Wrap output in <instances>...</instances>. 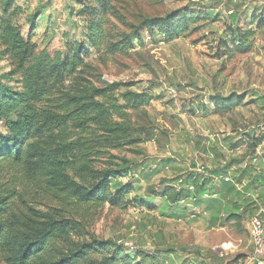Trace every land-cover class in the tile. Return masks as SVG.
<instances>
[{
  "label": "trees",
  "instance_id": "trees-1",
  "mask_svg": "<svg viewBox=\"0 0 264 264\" xmlns=\"http://www.w3.org/2000/svg\"><path fill=\"white\" fill-rule=\"evenodd\" d=\"M75 1L82 5L79 14L87 22V38L69 42L65 53L52 55L38 49L32 39L36 13L29 19L32 31L25 36L15 23L22 7L17 0H0V43L12 62L10 71L0 73V124L4 127L0 129V254L5 263L161 264V253L141 248L131 252L89 231L90 215L106 204L155 209L161 200L168 203L170 217L184 219L192 201L211 212L213 226H223L244 213L255 215L264 205V166L254 165L253 158L264 135L244 133L232 145L242 153L229 160L216 152L218 146L211 140L209 147L198 142L199 150L225 162L205 165L204 172L193 163L195 169L148 184L146 195H141L142 181L161 169L149 168L146 162L137 167L112 152L143 141L138 135L140 125L132 122L127 110L138 111L156 95L127 90L120 99L116 92L132 83L97 86L85 75L91 47L128 52L135 38L145 41L144 32L154 41L159 36L173 41L202 29L204 20L223 19L221 11H207L214 7L213 0H203V7L190 0L165 15H144L116 41L109 39L106 30L108 16L123 19L115 0ZM251 1H218L228 12L225 36L219 40L221 56L247 54L254 48L256 31L264 26V6L255 4L249 13L243 8ZM243 102L244 95L236 92L210 94L217 113L232 112ZM148 138L156 139L153 133ZM246 157L249 162L241 166ZM103 159L107 164L99 163ZM174 161L167 159L164 165L173 166ZM4 173H12L11 179L3 181ZM227 175L231 181L218 178Z\"/></svg>",
  "mask_w": 264,
  "mask_h": 264
},
{
  "label": "rangeland",
  "instance_id": "rangeland-1",
  "mask_svg": "<svg viewBox=\"0 0 264 264\" xmlns=\"http://www.w3.org/2000/svg\"><path fill=\"white\" fill-rule=\"evenodd\" d=\"M189 1L115 0L123 19L108 16L109 39L116 41L124 31H132L130 25H138L144 15H165L188 5ZM193 1L198 3L195 6L203 7V0ZM218 1L213 0L214 7H207V11H221L225 17L204 20L202 29L187 36L161 42L135 38V46L128 52L114 53L104 47H91L85 75L95 85L113 81L132 83L131 87L122 86L116 92L120 99L127 90L156 95L149 105L138 111L127 110L132 122L140 125L138 135L143 141L112 152L135 162L137 167L143 162L156 167L161 165V159L175 160L172 168L162 167L158 175L142 181V189L138 191L141 195H146L148 184L159 183L164 177H176L181 173L179 169H188L194 161L198 167L208 166L211 157L198 149V142L209 147L211 136L226 134V139L231 137L228 148H232V138L248 132H264V26L256 31L251 52L221 56L219 40L221 35L225 36L228 12ZM17 4L23 11L15 23L21 26L25 36L32 31L30 17L37 15L32 39L38 49H47L52 55L65 53L69 42L87 38V22L79 14L82 5L75 0H17ZM255 4L264 6V0H252L243 9L247 8L250 13ZM145 35L146 32L144 38ZM3 50L0 43V73L10 71L12 63ZM18 78L16 75L12 83H17ZM215 92L242 94L244 102L232 112L217 113L210 103V94ZM0 129H4L2 124ZM151 133L156 139L148 138ZM216 152H221L219 147ZM221 159H216L215 164ZM107 161L103 159L99 163L107 164ZM247 162L248 157L241 166ZM11 174L4 173L3 181L11 179ZM158 201L155 209L139 205L113 208L106 204L90 215L88 229L99 238L124 239L143 250L161 253V264H182L185 258L192 259V263L244 264L253 251L249 214L244 213L223 226H213L209 213L199 209L196 217L187 211L186 218L176 221L169 216L168 203ZM261 205L256 213L264 209ZM0 264H6L1 254Z\"/></svg>",
  "mask_w": 264,
  "mask_h": 264
},
{
  "label": "built area",
  "instance_id": "built-area-1",
  "mask_svg": "<svg viewBox=\"0 0 264 264\" xmlns=\"http://www.w3.org/2000/svg\"><path fill=\"white\" fill-rule=\"evenodd\" d=\"M145 39L146 41L147 40L154 41L152 35L148 33L147 35H145ZM161 41H164V38L159 36L157 42H161ZM147 86L148 85L145 84V87ZM263 155H264V147H259L256 155L253 158V163H259ZM197 170L200 172H204L205 165L204 164L201 165L200 167L197 168ZM218 178H224L226 181L232 180V177L230 175H227L225 177H218ZM189 188L191 190L195 189L193 185H190ZM205 196L209 197V195H205ZM249 232L252 239L253 251L247 256L246 262L244 264H264V209H262L260 212L256 213L251 217ZM117 242L120 245H123L126 249H128L131 252H134L139 249V247H136V245L131 241L119 239L117 240Z\"/></svg>",
  "mask_w": 264,
  "mask_h": 264
},
{
  "label": "crops",
  "instance_id": "crops-1",
  "mask_svg": "<svg viewBox=\"0 0 264 264\" xmlns=\"http://www.w3.org/2000/svg\"><path fill=\"white\" fill-rule=\"evenodd\" d=\"M257 134H262V135H264V132L263 131H261V133L260 132H258ZM226 134H223L222 135V137H220V135H215L214 134V136L212 137H210L209 139H208V142L209 143H211V141H212V143L211 144H214V145H216V146H218L219 147V150L222 152V154L224 155V159H226V160H229V159H231L232 157H238V155H240L241 153H242V149H236V148H228V144H229V140H231V137H227V139H226ZM242 136V135H241ZM241 136L240 137H235V138H232V141H234V143L235 142H237V140H239L240 138H241ZM211 140V141H210ZM231 142V141H230ZM260 147H264V143H263V145H261ZM200 153V152H199ZM209 156L211 157V159H210V163H207L208 164V166L209 167H213V166H211V165H215V167L217 166L216 164H215V158H213L214 157V154L213 153H209ZM174 158V157H173ZM221 159V158H220ZM224 159H222V162H225V160ZM165 161L166 160H163V159H161L160 160V163H161V165L160 164H157L156 165V167H152L151 166V164H149L150 166H149V168H159V169H161V171L163 170L162 169V167L164 168V169H170V168H172V166H165L164 164H165ZM194 164H196V162L194 161L193 162ZM193 163H192V165H193ZM258 164H262L263 166H264V155L261 157V160H260V162L258 163ZM174 165H175V161H174ZM196 167L198 168V164H196ZM196 168V169H197ZM193 169H195V168H193L192 166L191 167H189L188 169H186V170H182V169H179V171H181V173L180 174H183L185 171H189V170H193ZM180 174H178V175H180ZM177 175V176H178ZM239 188H241V187H239ZM257 193L256 194H253V197H256V199H257ZM162 202H165V201H162ZM156 204L159 206V201H157L156 202ZM188 206H189V213L191 214V216L192 217H196L197 216V211L199 210V209H201L202 211H204V212H207V213H209V216L211 217V212L210 211H206V210H203V208L201 207V206H198L195 202H192V201H190L189 203H188ZM169 207V206H168ZM168 210H170V207H169V209ZM176 221H179V220H181V219H176V218H174ZM169 255H172L173 256V253H170ZM192 258V257H191ZM191 260L192 259H184L183 260V262H182V264H185V262L188 264H210V263H208L207 261L204 263H192L191 262ZM205 260H207V259H205Z\"/></svg>",
  "mask_w": 264,
  "mask_h": 264
}]
</instances>
